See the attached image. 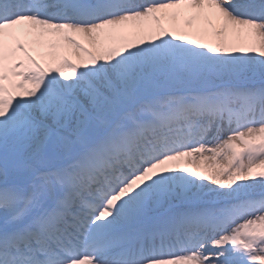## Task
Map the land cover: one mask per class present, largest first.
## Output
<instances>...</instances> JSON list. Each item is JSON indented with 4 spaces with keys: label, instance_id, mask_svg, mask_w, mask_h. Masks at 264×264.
Listing matches in <instances>:
<instances>
[{
    "label": "snow or ice",
    "instance_id": "obj_1",
    "mask_svg": "<svg viewBox=\"0 0 264 264\" xmlns=\"http://www.w3.org/2000/svg\"><path fill=\"white\" fill-rule=\"evenodd\" d=\"M0 264H264V0H0Z\"/></svg>",
    "mask_w": 264,
    "mask_h": 264
}]
</instances>
